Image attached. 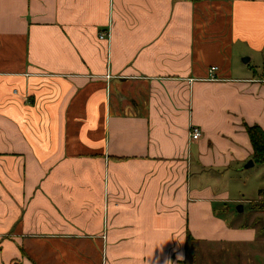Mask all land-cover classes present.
I'll use <instances>...</instances> for the list:
<instances>
[{
	"label": "crops",
	"instance_id": "1",
	"mask_svg": "<svg viewBox=\"0 0 264 264\" xmlns=\"http://www.w3.org/2000/svg\"><path fill=\"white\" fill-rule=\"evenodd\" d=\"M252 126L264 0H0V264H214L257 243L228 206Z\"/></svg>",
	"mask_w": 264,
	"mask_h": 264
},
{
	"label": "rangeland",
	"instance_id": "2",
	"mask_svg": "<svg viewBox=\"0 0 264 264\" xmlns=\"http://www.w3.org/2000/svg\"><path fill=\"white\" fill-rule=\"evenodd\" d=\"M228 186L232 189L234 199L240 203H232L228 206L233 211H237L239 206L244 207V225L254 224L262 227L257 243H245L232 249L226 246L224 250H217V256L214 258V264H264V165L255 164V166L245 169L236 180H228ZM225 184V183H224ZM223 184V186H224ZM242 201V203H241ZM250 230L245 229V231ZM231 249L232 251L229 252ZM239 251L238 253H235ZM236 254V255H234Z\"/></svg>",
	"mask_w": 264,
	"mask_h": 264
},
{
	"label": "trees",
	"instance_id": "3",
	"mask_svg": "<svg viewBox=\"0 0 264 264\" xmlns=\"http://www.w3.org/2000/svg\"><path fill=\"white\" fill-rule=\"evenodd\" d=\"M247 133L253 148V161L264 165V131L259 126L247 127Z\"/></svg>",
	"mask_w": 264,
	"mask_h": 264
},
{
	"label": "built area",
	"instance_id": "4",
	"mask_svg": "<svg viewBox=\"0 0 264 264\" xmlns=\"http://www.w3.org/2000/svg\"><path fill=\"white\" fill-rule=\"evenodd\" d=\"M106 37H108L106 34H101V39H105ZM218 71H219L218 67H211L209 70V76L206 79V81H208V82L220 81V79L217 76ZM199 137H200V132L198 130H194L192 133L193 140H197V139H199Z\"/></svg>",
	"mask_w": 264,
	"mask_h": 264
},
{
	"label": "water",
	"instance_id": "5",
	"mask_svg": "<svg viewBox=\"0 0 264 264\" xmlns=\"http://www.w3.org/2000/svg\"><path fill=\"white\" fill-rule=\"evenodd\" d=\"M254 166V161L253 160H250L245 166H244V169H248L250 167H253Z\"/></svg>",
	"mask_w": 264,
	"mask_h": 264
}]
</instances>
